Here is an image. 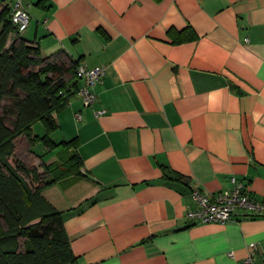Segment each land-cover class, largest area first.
Segmentation results:
<instances>
[{
  "label": "crops",
  "instance_id": "0c3cea01",
  "mask_svg": "<svg viewBox=\"0 0 264 264\" xmlns=\"http://www.w3.org/2000/svg\"><path fill=\"white\" fill-rule=\"evenodd\" d=\"M23 4L20 35L41 56L104 69L91 106L73 93L53 112L48 157L14 141L38 168L74 140L80 174L41 195L62 212L77 264H241L251 246L263 260L264 212L241 207L226 224L185 215L197 207L192 188L215 193L231 177L264 201V0ZM31 131L44 134L36 122Z\"/></svg>",
  "mask_w": 264,
  "mask_h": 264
},
{
  "label": "trees",
  "instance_id": "16d2710c",
  "mask_svg": "<svg viewBox=\"0 0 264 264\" xmlns=\"http://www.w3.org/2000/svg\"><path fill=\"white\" fill-rule=\"evenodd\" d=\"M10 14V1L0 0V264H77L62 212L41 195L59 179L80 174L74 140L64 143L75 150L71 164L72 155L67 161L41 163L39 171L14 154L19 137L29 147L37 139L48 150L57 146L48 137L56 127L53 112L79 87L68 88L71 79L80 80L77 63L59 61L55 54L41 56L38 44L20 35ZM180 33L184 39L194 36L191 27ZM37 121L44 127L42 136L31 131Z\"/></svg>",
  "mask_w": 264,
  "mask_h": 264
},
{
  "label": "built area",
  "instance_id": "2783aa9c",
  "mask_svg": "<svg viewBox=\"0 0 264 264\" xmlns=\"http://www.w3.org/2000/svg\"><path fill=\"white\" fill-rule=\"evenodd\" d=\"M11 7V21L18 31H24L30 21V15L23 4V0H9ZM77 76L81 80V85L75 94L82 98L84 105L91 106L96 100L93 90L94 85L101 80L104 69L100 66L86 68L78 65ZM69 104V99L65 105ZM103 111H95V116ZM191 195L197 205L196 208L187 211L185 217L189 221L201 223L226 224L232 221V216L238 208L250 206L255 212H264V201H252L250 199L249 188L246 183L231 177V187L215 193L202 192L198 188H192ZM254 247L251 246L249 253L242 260L241 264H264V259L258 261L253 254ZM232 256V253H228Z\"/></svg>",
  "mask_w": 264,
  "mask_h": 264
},
{
  "label": "rangeland",
  "instance_id": "374dc122",
  "mask_svg": "<svg viewBox=\"0 0 264 264\" xmlns=\"http://www.w3.org/2000/svg\"><path fill=\"white\" fill-rule=\"evenodd\" d=\"M36 124H37V126L39 127V132L40 131H42V130H44V127H43V125L41 124V122H36ZM35 133H37L38 131L37 130H35L34 131ZM41 136V135H40ZM18 148H19V146H18ZM17 148V149H18ZM32 149L34 150V152H36L37 154H40L41 156H43V158L45 157H48L49 155V150H47L46 149V147L44 146V144L42 143V141L40 140V139H37L35 142H34V144H33V146H32ZM24 150V149H23ZM75 152V150H74V148L72 147V146H68V147H66V149H65V151H64V154L62 155V157H61V159L63 160V161H67L68 159H69V156H71L73 153ZM23 157V156H22ZM71 158H72V160H71V162H69L70 164L72 163V162H75V157L72 155L71 156ZM22 160H25V162L28 164L29 163V161H31V158H30V156H24L23 158H22ZM39 169H42V167L39 165V167H38ZM24 181H27L26 179H24Z\"/></svg>",
  "mask_w": 264,
  "mask_h": 264
}]
</instances>
